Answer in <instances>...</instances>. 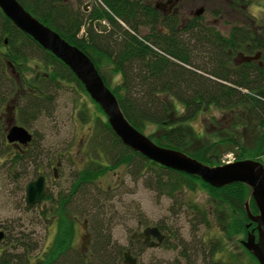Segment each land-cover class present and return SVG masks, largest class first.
<instances>
[{
	"label": "trees",
	"instance_id": "trees-1",
	"mask_svg": "<svg viewBox=\"0 0 264 264\" xmlns=\"http://www.w3.org/2000/svg\"><path fill=\"white\" fill-rule=\"evenodd\" d=\"M18 1L43 24L86 53L99 73L100 64L106 62L121 75V84L111 91L124 116L134 127L141 132L149 126L154 127L148 136L151 140L181 150L203 163L215 165L219 163L215 156L220 154V147L224 151L242 149L239 140L243 136L233 130L241 125L243 129L251 130L249 136L255 143L256 155H259L257 161L264 166V23L234 24L228 34L223 35L214 25L204 23L202 16L190 18L179 26L177 15H162L143 0H99L101 3L93 5L86 17L64 0ZM237 1L231 0L232 8L237 6ZM240 11L246 13L242 8ZM96 19H106L109 30L99 25L102 30L96 32L92 27ZM85 20L88 21L85 34L78 36ZM144 24L150 25V32L141 35L138 26ZM157 25L165 28L166 32H162ZM34 49L42 53L45 67L53 65L55 68L46 76H39L37 86L33 85L37 84L35 79L26 89L23 88L24 70L28 61L36 59L31 53ZM238 54H243L245 58L240 60ZM7 62L19 74V82L10 75ZM61 80L75 82L83 89L63 62L17 28L0 10V109L4 106L5 110L9 100L14 99L18 121L27 126V121L51 110L52 99L47 90L51 84ZM132 90L139 96L133 99ZM163 93L171 94L176 103L160 99L159 95ZM177 103L182 109L175 107ZM212 106L235 113L230 128L232 131L216 140L201 142L190 121ZM104 127L111 144L118 150L109 165L98 162L88 164L77 172L69 193L54 196L47 192L45 195L52 208L42 211L40 217L58 216L60 226L50 251L32 260L36 247L30 244V240L21 238L11 249H0V264H86L84 256L73 258L69 254L74 231L71 223L67 225L64 221L68 222L73 216L70 196L81 186L98 180L106 171L121 165L128 166L133 160L146 161L166 172V177L159 174L154 177V189L158 191L172 194L181 185L192 189L194 184H201L217 199L244 213L247 221L243 230L247 231L245 202L248 201L253 213V208L256 209L249 186L235 182L213 187L196 175L160 166L125 146L106 120ZM4 131L5 125L0 119V143H5ZM26 150L11 153L12 164L23 162L27 158L24 155ZM236 157L240 158L238 152ZM192 210L203 219L201 210L195 205ZM97 236L91 252L97 264H111L112 258L120 264L122 252L117 251L116 256L111 258L109 237L102 231Z\"/></svg>",
	"mask_w": 264,
	"mask_h": 264
},
{
	"label": "rangeland",
	"instance_id": "rangeland-1",
	"mask_svg": "<svg viewBox=\"0 0 264 264\" xmlns=\"http://www.w3.org/2000/svg\"><path fill=\"white\" fill-rule=\"evenodd\" d=\"M67 1L84 17L93 5L99 4L98 0ZM173 1L181 25L201 8L203 22L213 24L224 35L234 24L264 23V0H239L238 9L231 7V0ZM156 2L166 8V0H151L152 5ZM241 8L248 15L242 13ZM87 27L88 21L85 20L78 35L83 36L82 29ZM157 28L161 29V25ZM149 32L150 25L138 26L139 34ZM31 53L36 59L28 61L24 70L23 88L26 89L35 79L37 84L33 85L37 86L39 76H46L55 68L53 65L45 67L39 50L34 49ZM99 70L111 89L121 84V75L115 73L109 63H101ZM47 94L52 99L51 110L30 119L27 126L18 121L16 107L7 113L4 106L0 109L2 122L6 116L8 121L14 117L16 124L24 126L33 135V143L24 153L27 158L17 165L12 164L10 156L17 148L0 143V232H3L0 249H11L21 238L30 240V244L36 247L32 260L50 251L60 226L58 216L40 217L42 211L52 208L47 199L39 205L26 206L27 184L42 174L46 179V192L54 196L69 193L79 170L95 162L109 165L118 151L104 127V115L79 85L61 80L51 84ZM131 96L134 99L139 94L132 90ZM159 98L176 103L171 94L163 93ZM175 107L182 109L178 103ZM234 115L227 109L212 106L191 120L190 126L201 137V142L212 141L232 131ZM153 128L149 126L144 134L149 136ZM243 128L240 125L233 129L243 136L239 140L242 149L224 151L220 147L216 162L236 160V152L239 159H259L255 143L249 136L251 130ZM206 164L210 165L209 162ZM157 174L166 177V172L156 165L133 160L128 166L106 171L98 180L81 186L72 194L69 204L73 216L68 222L64 221L67 225L71 223L74 231L69 251L71 257L81 255L86 264H97L91 252L99 231H102L109 237L111 258L117 251L130 250L137 258L136 264H258L240 244L251 230H243L247 221L244 213L217 199L212 191L198 183L192 189L181 185L172 194L158 191L154 189ZM193 205L201 210L202 220L192 210ZM253 211L257 212L254 208ZM148 226H158L166 235L160 245L148 247L135 240V234ZM111 261V264H119L113 258Z\"/></svg>",
	"mask_w": 264,
	"mask_h": 264
},
{
	"label": "water",
	"instance_id": "water-1",
	"mask_svg": "<svg viewBox=\"0 0 264 264\" xmlns=\"http://www.w3.org/2000/svg\"><path fill=\"white\" fill-rule=\"evenodd\" d=\"M0 9L20 30L29 34L43 48L53 53L72 70L89 96L99 104L106 114L110 128L124 145L164 167L197 175L213 187H222L235 182H242L249 186L258 213L252 214L247 202L245 203V210L250 223H256L258 239L255 240L253 230H251L242 244L253 254L259 264H264V166L261 162L244 159L210 166L182 151L155 144L125 118L116 97L104 84L92 61L80 49L42 24L26 11L17 0H0ZM202 11V8L198 9L195 15L201 14ZM10 67L11 72L14 73L13 67L11 65ZM6 139L10 143L19 142L25 145L31 141L32 135L24 127L13 124L9 125L7 129ZM44 183V176H39L27 185L25 195L27 206H32L41 201L45 191ZM151 235L158 242L163 240V235L156 227L145 228L136 235V238L144 237L146 244L151 246L154 244L148 241ZM2 236L3 233L0 232V239ZM124 262L133 264L134 259L129 256V253H125Z\"/></svg>",
	"mask_w": 264,
	"mask_h": 264
},
{
	"label": "flooded vegetation",
	"instance_id": "flooded-vegetation-1",
	"mask_svg": "<svg viewBox=\"0 0 264 264\" xmlns=\"http://www.w3.org/2000/svg\"><path fill=\"white\" fill-rule=\"evenodd\" d=\"M157 3V2H156ZM174 1L173 0H166V8H163V7H160L158 4L156 5L160 10H161V12L162 13H166L167 11H170L174 6ZM256 231V230H255ZM255 237H256V239H257V237H258V234H257V231L255 232ZM165 238H166V236H165ZM143 239H144V237H143ZM143 239H137L136 238V240H138V242H143ZM149 242H151L152 240H154V238L153 237H149ZM242 240H240V242H241ZM126 251H128L130 254H131V256L134 258V263L133 264H136V261H137V258L135 257V256H133L132 255V253H131V251L130 250H126ZM119 260H120V264H125L124 262H123V253H122V255L119 257Z\"/></svg>",
	"mask_w": 264,
	"mask_h": 264
}]
</instances>
